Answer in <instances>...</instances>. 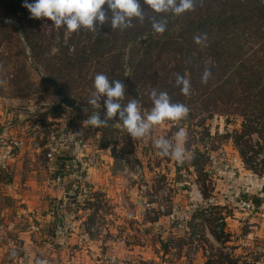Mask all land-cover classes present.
<instances>
[{
  "label": "rangeland",
  "instance_id": "374dc122",
  "mask_svg": "<svg viewBox=\"0 0 264 264\" xmlns=\"http://www.w3.org/2000/svg\"><path fill=\"white\" fill-rule=\"evenodd\" d=\"M257 1L262 4V0ZM7 15L0 6V130L3 131L0 138H5L6 149L10 148L14 156L23 150V158H16V163L24 159L23 171L18 174H22L23 178H34L32 183L22 184L28 191V198L25 199L42 214L48 204L56 205L53 199L48 198L56 177H64L65 183H72L76 181L79 165L82 172L85 167L98 169L107 164L104 175L108 174L110 178L106 189L115 196L107 198L109 192L96 190L87 195L88 199L68 204L69 208L76 204L80 215L85 217L90 238L110 243L101 245L99 264H108L110 257H115L118 264H208L211 259L206 256V250L211 249L213 242L224 244L234 241L237 244L241 239L248 245L233 246L237 250L242 248L237 252V259L233 260H239L236 264H254V239L248 235L257 231L247 224L232 222L239 221V217H235L222 195L227 190L228 181L223 176L226 167H233L243 178L250 174L234 141L235 132L242 128V118L233 115H213L210 118V114L206 113L189 124H183L184 119L165 122L140 140H132L117 123L111 128L109 122L107 127L84 129L82 122L88 116L100 113L103 118L106 111L101 109L92 113L87 109V101L94 91V68L85 74L87 79L79 85L83 100L76 99L77 107L57 108L60 102L55 87L43 80V67H37L31 60L32 54L19 26ZM36 21L41 32L54 37L51 55L56 54L60 42L67 46L70 35L63 32L61 37L62 28H54L53 22L46 18ZM94 35L89 31L87 33V37ZM84 41L90 51V39ZM210 63L209 58L207 64ZM140 88L136 90L140 91ZM140 105L142 115H146L149 110L143 108L142 103ZM180 128L187 132L188 155L183 163L160 156L154 146L155 140L160 137L173 139ZM81 131L83 134H79ZM253 141L255 147L251 152L256 154L258 171L263 172L260 164L264 161V142L260 141L261 146H257V136ZM49 153L53 154L52 160L48 157ZM67 157L72 161L69 162L71 166L61 170V165L67 163ZM197 159L203 166L196 163ZM137 167L143 170V177ZM0 172V184L12 181L10 172L5 168L1 167ZM190 174L191 181L187 177ZM192 182L199 185L207 200V204L199 209L189 202ZM78 187V193L84 191L82 184ZM161 191L168 194L167 198L162 196L165 212L155 209L145 211L141 196H147L150 201L153 194ZM19 202L22 200L5 199L0 193V207L19 209ZM27 205V202L23 203V207ZM220 219H226V226L230 225L233 234L217 233L216 222ZM0 222L1 225L3 220ZM1 246L0 252L3 250ZM13 250L16 251L12 248L5 254L9 256L14 253Z\"/></svg>",
  "mask_w": 264,
  "mask_h": 264
},
{
  "label": "trees",
  "instance_id": "16d2710c",
  "mask_svg": "<svg viewBox=\"0 0 264 264\" xmlns=\"http://www.w3.org/2000/svg\"><path fill=\"white\" fill-rule=\"evenodd\" d=\"M24 3L25 0H0L7 16L19 26L32 54L31 60L37 67H43L44 81L51 84V80L56 81L68 97L83 100L79 85L94 68L95 75L103 73L109 80L123 81L126 91L122 107L129 99H136L150 111L151 92L155 89L166 91L172 102L189 108L183 124L206 113L210 118L213 115L238 116L243 122L241 130L235 132V145L253 174L243 179L230 167L223 173L228 181L225 197L238 187L247 191L264 188V171H258V165L254 167L256 154L251 152L255 147L254 136L258 138L257 146L260 141L264 142V5L259 1L196 0L193 11L179 17L166 14L167 29L162 35L153 33L147 19L142 23L134 20L133 26L123 31H113L110 24H105L91 37H87V30L81 29L70 34L67 46L60 42L55 55L50 52L54 37H48L37 28L36 19L30 18ZM104 10L107 11V5ZM145 13L153 15L147 8ZM63 32L62 28L61 37ZM205 34L206 41L197 45L194 37ZM86 38L90 39V51L86 49ZM209 58L211 63L207 64ZM206 70L210 75L207 83H202ZM176 74L190 81L189 96H184L175 86ZM138 87L140 91L136 90ZM104 99L100 107L88 105L89 112L106 110ZM110 122L109 128L119 122V115ZM12 154L13 151L7 149L6 155L1 156L4 167L5 157ZM67 158L61 170L71 166L72 161ZM196 163L203 166L199 159ZM260 166L264 169V161ZM67 192L74 202L79 199L71 186L67 187ZM179 246L182 248L181 244ZM221 256L211 258L208 264L237 262Z\"/></svg>",
  "mask_w": 264,
  "mask_h": 264
},
{
  "label": "clouds",
  "instance_id": "9594fccd",
  "mask_svg": "<svg viewBox=\"0 0 264 264\" xmlns=\"http://www.w3.org/2000/svg\"><path fill=\"white\" fill-rule=\"evenodd\" d=\"M195 3L196 0H142V3L141 0H34L33 3L25 0L23 7L29 11L30 18H46L53 22L54 28H63L66 35L81 29L95 33L105 24H110L113 31L117 29L123 31L131 28L134 20L142 23L146 19L150 22L153 33L162 35L167 29L166 14L179 17L193 11ZM105 5L107 11L104 10ZM145 8L153 15L146 16ZM204 41L206 34L194 37L197 45ZM209 75L210 72L206 70L202 76V83H207ZM175 86L180 88L184 96L191 94L190 81L180 74L175 75ZM93 89L87 103L93 108L100 107L101 99L105 98L106 111L103 118L100 113L88 116L82 122L84 129L107 127L118 114L120 122L117 124L122 130L126 131L132 140H140L148 136L156 126H162L165 122H179L189 113V108L185 104L172 102L166 91L157 92L155 89L151 92L153 106L146 115H142L141 105L136 99H129L122 107L125 84L121 80H109L103 73L95 75ZM86 110L85 108L84 111ZM79 134H83V131ZM186 141L187 132L180 128L173 139L160 137L155 140L154 146L160 156L183 163L188 155ZM37 264L45 262L38 261Z\"/></svg>",
  "mask_w": 264,
  "mask_h": 264
},
{
  "label": "crops",
  "instance_id": "0c3cea01",
  "mask_svg": "<svg viewBox=\"0 0 264 264\" xmlns=\"http://www.w3.org/2000/svg\"><path fill=\"white\" fill-rule=\"evenodd\" d=\"M0 132L3 131L0 130ZM23 154V150H20L16 156L13 154L10 155L6 161H4L5 167L1 166L2 168H5L7 172H10L12 181L7 182L6 184H0V193L3 194V198L5 199L16 198L17 200H22V202L17 203V205L20 206L19 209L9 206L0 207V220H3L1 225L7 226L10 229V245L1 247V250H3L0 252V264H37L38 261H44L45 264L101 263L98 259V257H100V247L102 244L109 245L110 243L106 244L104 240H95L89 237L84 223L86 219L83 215H80L81 211H78L76 204H72L70 208L67 206L65 213L59 211L57 205L63 196L62 190L55 187L50 190L48 198L53 199L56 202V205L49 206L48 204L42 214L40 209L32 205L28 199H25L28 198L26 195L28 191H25L26 189L22 187V184L24 182L25 185H28L27 183H32L34 178L28 176L30 178L27 179L25 176V178L21 177L22 174H18L20 170L23 171L24 159L21 164L20 162L16 163V158H23ZM106 165L102 164V167L98 169H86V167L84 169L82 167V172L84 174H86L87 170L86 181L83 183V186L90 190V193L95 192L96 190H100L104 193L109 192L107 198H113L115 195H111V191L106 189L110 178L108 174L104 175L108 168ZM239 177L243 178L241 176ZM68 186H71L77 195L82 193H78V185L76 184V181L68 183L67 187ZM4 187L6 188L5 190ZM19 190H21V192ZM226 191L222 193L223 197H225ZM251 192H258L256 195H262L264 194V188L259 190L254 187L251 189ZM87 197L88 196L80 195L78 201L80 202L85 198L88 199L89 197ZM50 201L52 200H49V202ZM26 202L28 205L23 207V203ZM45 211L46 213H44ZM234 214L235 217H239V221L232 220V222H238L239 225L242 223L247 224L241 213ZM65 223H70L72 225L71 230L66 232L62 231V226ZM230 228L229 224L227 226L225 225V230L221 235L233 234L234 231ZM262 235L263 234H261V231L259 230V233H250L248 237L253 236V245L256 246L258 242L264 244V236ZM231 239L233 240L234 238L232 237ZM113 241L114 240H112V242ZM246 243L245 240L241 239L237 244H235L234 241H226L224 244H230L238 248L241 245L246 246ZM115 244L118 243L116 242ZM5 248L7 250L13 248L16 249V251L13 250L14 253L9 254L8 256V254H5V251H7L4 250ZM241 250L242 248H239L238 250L235 249L236 257H238L237 252ZM237 262L239 263V260H237Z\"/></svg>",
  "mask_w": 264,
  "mask_h": 264
},
{
  "label": "built area",
  "instance_id": "2783aa9c",
  "mask_svg": "<svg viewBox=\"0 0 264 264\" xmlns=\"http://www.w3.org/2000/svg\"><path fill=\"white\" fill-rule=\"evenodd\" d=\"M262 5H264V0H262ZM4 140L5 138L3 137L0 138V167L3 166L1 156L6 155V151H7L5 146L6 142ZM9 156H6L4 161H6V159ZM48 157L52 160L53 154L49 153ZM243 164L245 165L244 162ZM253 165L254 166L258 165L256 160L253 163ZM229 168H230L229 166L226 167L224 171L225 172L228 171ZM137 170L140 173L139 175L143 177V175H141L143 170L140 167H137ZM249 170H250V174H253L252 169L250 167ZM187 177L190 181L192 180L191 174L188 175ZM75 180L77 185L82 184L84 190L81 194L79 193L78 196L79 197L80 195L87 196L90 193V190L86 189L83 186V183L86 181V174L78 171ZM52 185L53 187L62 190L63 196L57 206L60 212L65 213L68 204L73 202V199L70 198L68 195L67 183H65V178L61 176L56 177L53 180ZM250 194L252 195L251 190L247 191L246 189L239 188L236 189L233 194L224 197L223 199H225L227 204L231 206V209L234 211V213H241L243 215V219L246 220L247 225L249 226L250 229L256 230L258 233L260 230L261 234H263L262 236H264V194L262 195L253 194L252 196H255L257 199L252 198ZM162 196L167 198L168 197L167 192L161 191L153 194L151 197L152 199L150 201L149 199H147V196L142 195L141 203L143 209L148 212L152 211L153 209L157 210V212H161V213L165 212L166 205L164 203V199ZM189 202L194 205L195 209H199L201 208V206L207 204V200H205L199 188V185L194 182H192V188L189 192ZM225 225H226V219H220L216 222V226H217L216 231L218 232V234H221L225 230ZM71 228L72 225L70 223H65L62 226V231L66 232L68 230H71ZM9 232H10L9 227L0 225V245L2 246L10 245ZM255 250H256L255 256L258 257V259L255 257L254 264L255 262L256 264H264V244L258 242V244L255 246ZM219 255H223L224 257H228L231 259L236 258V252L232 245L213 242V246L211 247V249L206 250V256L209 259H211ZM108 264H118V261L115 257H110Z\"/></svg>",
  "mask_w": 264,
  "mask_h": 264
},
{
  "label": "water",
  "instance_id": "95a60500",
  "mask_svg": "<svg viewBox=\"0 0 264 264\" xmlns=\"http://www.w3.org/2000/svg\"><path fill=\"white\" fill-rule=\"evenodd\" d=\"M52 84L55 87L56 94L59 98V102L61 106L68 107L70 109H75L77 107V101L68 97L60 88L59 84L56 81L51 80Z\"/></svg>",
  "mask_w": 264,
  "mask_h": 264
}]
</instances>
